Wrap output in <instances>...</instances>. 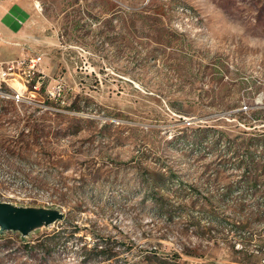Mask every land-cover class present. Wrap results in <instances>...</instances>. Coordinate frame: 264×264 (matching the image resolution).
<instances>
[{
  "label": "rangeland",
  "instance_id": "1",
  "mask_svg": "<svg viewBox=\"0 0 264 264\" xmlns=\"http://www.w3.org/2000/svg\"><path fill=\"white\" fill-rule=\"evenodd\" d=\"M37 1L0 24L41 57L0 98V201L64 217L0 264H264V0Z\"/></svg>",
  "mask_w": 264,
  "mask_h": 264
},
{
  "label": "water",
  "instance_id": "2",
  "mask_svg": "<svg viewBox=\"0 0 264 264\" xmlns=\"http://www.w3.org/2000/svg\"><path fill=\"white\" fill-rule=\"evenodd\" d=\"M63 217V212L56 207L23 206L0 201V234L5 231H14L26 236L30 232L47 227Z\"/></svg>",
  "mask_w": 264,
  "mask_h": 264
},
{
  "label": "built area",
  "instance_id": "3",
  "mask_svg": "<svg viewBox=\"0 0 264 264\" xmlns=\"http://www.w3.org/2000/svg\"><path fill=\"white\" fill-rule=\"evenodd\" d=\"M27 1H32L35 8L39 7V2L37 0ZM2 41L4 40L0 36V42ZM40 59L41 57L36 55L20 56L8 60L0 59V98L8 99L12 102H19L22 100L20 87L16 84H21L24 87V90L28 89L30 81L34 78L36 72H41L38 68V62ZM16 67H23L27 71V79H17L15 77ZM39 77L40 76H38V78ZM36 83H38V80ZM6 87L10 88V91L3 89ZM33 87L36 86L33 85Z\"/></svg>",
  "mask_w": 264,
  "mask_h": 264
},
{
  "label": "crops",
  "instance_id": "4",
  "mask_svg": "<svg viewBox=\"0 0 264 264\" xmlns=\"http://www.w3.org/2000/svg\"><path fill=\"white\" fill-rule=\"evenodd\" d=\"M27 0H2L3 4V13H0V24L3 25L4 30L6 32L8 39L16 38L21 36L22 27L17 28L18 24H24L28 21V17L30 14V10L28 9ZM1 2V1H0ZM20 3H24V5H20ZM19 4V5H18ZM5 34L0 32V36L5 39ZM2 44V42H0ZM8 44V43H6ZM12 45V44H9ZM14 46V45H13ZM4 55L0 53V59L7 60L3 58ZM10 59V58H9Z\"/></svg>",
  "mask_w": 264,
  "mask_h": 264
},
{
  "label": "bare ground",
  "instance_id": "5",
  "mask_svg": "<svg viewBox=\"0 0 264 264\" xmlns=\"http://www.w3.org/2000/svg\"><path fill=\"white\" fill-rule=\"evenodd\" d=\"M23 72L27 74V71L23 68ZM27 76V75H26ZM15 77L17 78V73H15ZM27 78V77H26Z\"/></svg>",
  "mask_w": 264,
  "mask_h": 264
}]
</instances>
